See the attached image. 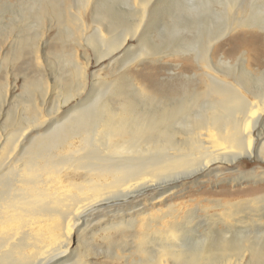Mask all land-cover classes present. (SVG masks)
<instances>
[{"label": "bare ground", "instance_id": "1", "mask_svg": "<svg viewBox=\"0 0 264 264\" xmlns=\"http://www.w3.org/2000/svg\"><path fill=\"white\" fill-rule=\"evenodd\" d=\"M163 1L0 0V70H39L51 28L62 64L49 106L47 79L23 76L22 93L39 99H22L26 117L0 133V264H264V192L183 199L225 182L224 166L232 185L264 181V69L245 51L213 56L247 18L237 0H174L168 22ZM188 23L196 42L156 51ZM168 56L193 72L161 80L139 67ZM242 159L260 170L230 168Z\"/></svg>", "mask_w": 264, "mask_h": 264}, {"label": "rangeland", "instance_id": "2", "mask_svg": "<svg viewBox=\"0 0 264 264\" xmlns=\"http://www.w3.org/2000/svg\"><path fill=\"white\" fill-rule=\"evenodd\" d=\"M16 1L19 2L20 0H11V2H16ZM163 2L165 5L163 9V13H164V16L167 15L164 18L168 20V22H170V20L172 19L171 11L172 9L175 8L173 7L174 0L173 1L164 0ZM237 2H238L237 8H236L237 10L235 9V11H237V15L239 17L246 16L248 26H241L240 28L228 34L226 37L222 38L219 41V43L215 45L213 56L217 60L218 59L228 60L229 62L233 63L234 60L236 61V57L238 53L240 51H245L246 54H248V56L250 57V60L248 63L249 68L253 72H257L259 70L264 69V36H263V33L258 29V25L261 24L262 21L264 20V13H263L264 9L259 8L260 6L264 8V4H263L264 0H237ZM238 5H240L243 10L241 9L240 6L238 8ZM214 9H215V12L216 10L219 11L218 14H221L223 12L222 7L220 6H215ZM216 13L209 15L211 14V11L210 13L208 12L207 14L208 16H210V18H207V20L210 22L215 21V24H218V22L221 20L220 18H218ZM168 16L170 18H167ZM45 24L48 25V22H45ZM186 25L187 26L182 27L180 31L181 33L175 35L173 38H171V40L170 39L164 40L163 38H158L160 34V30L158 31V33L155 32L154 35L152 36L154 38V36L156 35V38H158L156 39L155 42L157 44L164 43V45L157 47L156 51L171 50L166 47L175 48V46L180 45L182 43L186 44L188 42H191V43L196 42V39H197L196 34H197L198 26L195 23H192V24L188 23ZM55 32H56L55 28H51L49 32L46 34V39L43 44V55L44 56L40 60L41 67L39 68V70L37 68L34 69V67L31 70H27L25 66L22 69H16V67L13 66V64L10 66L9 65L7 66L6 64L2 66V69L0 70V87L8 83L9 85H14V89L13 91L9 93V95H7V97H5L4 95H2V93H0V115H2L0 117V133L6 134V133H9L13 129V126H12L13 123L11 120L21 119V118L26 117L27 114L23 112L22 103L20 102L22 99H28L29 95L38 97V93L36 95V92H33L31 89H30L31 94L29 95L22 93L24 92V90H22V86L24 84V81H23L24 75L31 78L33 81H37L41 78L43 79L45 78V80L47 79L48 85L52 89L54 88L53 90L56 93V95L55 94L53 95L52 93H50V91L52 90L50 89L46 106L50 105L51 99L59 98L57 96L59 92V86L57 82L55 81L56 80L55 78L57 74L60 72L62 68V64L57 55L48 53L50 37ZM255 34L257 35V37H255V39L257 40L254 39ZM159 39L161 41H159ZM6 50H7V46H3L2 53L5 52ZM79 51L81 52V49ZM22 61H23V58L18 60V63H22ZM183 61L184 60L179 58L178 56H168L159 61H153V63L150 60L148 61L144 60V62H142L143 64H140L139 67L146 68V69L157 68L160 71L159 78L161 80H166V79L178 77V76L183 77V75L185 74L189 75L193 72L190 69L189 70L185 69L186 65L182 64ZM106 64H107L106 60L102 61L99 65H96L93 63V65H91V68L89 69V72L98 70L99 67L101 68ZM100 71H99L100 74H104L106 72L105 70H100ZM16 95H19V96L15 97ZM8 116H10L9 120L7 119ZM261 164L262 163L259 162L258 160L242 159L240 162H237L234 166H231V167L229 166V167L235 168V169L240 168L241 170H246V171L254 168L258 171L260 170L259 165ZM227 167L228 166H224L222 168L223 176L221 175L223 179H226L225 182H221L217 185L204 182L202 185L196 186L194 188L190 187L187 190L188 192L185 193V197L183 199L185 200L189 198L190 196L191 198L195 197L199 199V197L201 196V197H214V198L230 197L232 198V200H235L238 198L247 197L250 195V193L244 192V193L234 194L231 196L230 195L227 196V193L233 194L232 192H234L235 190H240L246 187H255L261 192H264V181L256 182V184L243 183V184H233L232 185L229 180H230V177L236 175V172H231V170H234V169H228ZM98 242L100 241L97 240L91 243L92 245H94L95 248H98V249L102 248L103 250H105V247L101 245V243H98ZM101 255L102 254H100L99 256ZM94 261L96 263L111 264V260H109L105 256L97 257L96 259H94Z\"/></svg>", "mask_w": 264, "mask_h": 264}]
</instances>
